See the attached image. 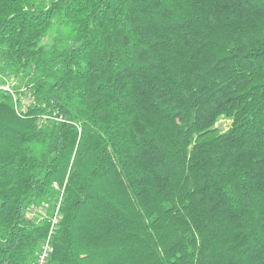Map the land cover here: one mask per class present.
Returning <instances> with one entry per match:
<instances>
[{
	"label": "trees",
	"instance_id": "16d2710c",
	"mask_svg": "<svg viewBox=\"0 0 264 264\" xmlns=\"http://www.w3.org/2000/svg\"><path fill=\"white\" fill-rule=\"evenodd\" d=\"M10 77L0 264H264V0H0Z\"/></svg>",
	"mask_w": 264,
	"mask_h": 264
},
{
	"label": "built area",
	"instance_id": "2783aa9c",
	"mask_svg": "<svg viewBox=\"0 0 264 264\" xmlns=\"http://www.w3.org/2000/svg\"><path fill=\"white\" fill-rule=\"evenodd\" d=\"M0 83V90L9 93L12 96L15 110L17 112H19V107L24 108L28 104L34 103V97L31 94L28 86L23 85V87L21 86L17 91L15 88H13L15 82L11 77L6 78L4 82ZM56 120H61V117H56ZM59 202L60 201L55 203V205L53 206L50 201H46L40 205L32 206L27 212L28 218L32 219L36 225H40L44 222L48 224L46 238L41 244L40 250L37 253L34 264H47V261L50 257L52 251L51 238L58 226L60 219Z\"/></svg>",
	"mask_w": 264,
	"mask_h": 264
},
{
	"label": "rangeland",
	"instance_id": "374dc122",
	"mask_svg": "<svg viewBox=\"0 0 264 264\" xmlns=\"http://www.w3.org/2000/svg\"><path fill=\"white\" fill-rule=\"evenodd\" d=\"M13 80L15 82V85H14L13 88L19 89V87H21V86L23 87L22 83L20 84V81L19 80H17L16 78H13ZM227 124H228V122L226 120L220 119L215 126H219L221 129L224 130V129H226ZM146 257H148V256L143 255V261H142V259L137 255L136 256V259H135V264H152L153 257L150 258V259H147L146 261H144V258H146Z\"/></svg>",
	"mask_w": 264,
	"mask_h": 264
}]
</instances>
